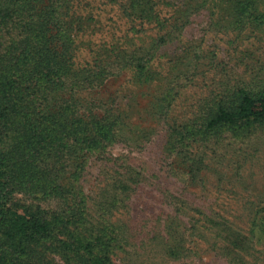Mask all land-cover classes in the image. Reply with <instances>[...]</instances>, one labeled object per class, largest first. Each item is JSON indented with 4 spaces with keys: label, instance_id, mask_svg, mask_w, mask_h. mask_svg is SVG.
Listing matches in <instances>:
<instances>
[{
    "label": "rangeland",
    "instance_id": "1",
    "mask_svg": "<svg viewBox=\"0 0 264 264\" xmlns=\"http://www.w3.org/2000/svg\"><path fill=\"white\" fill-rule=\"evenodd\" d=\"M125 1L74 0L70 13L80 74L158 42L150 82L126 68L78 90L119 119L116 141L89 155L78 181L92 221L116 228L114 264H264V240L253 236L264 216V125L167 140L169 127L192 123L236 87L264 88V25H235L211 2L152 0L174 23L159 29L126 14ZM235 237L243 246L233 248Z\"/></svg>",
    "mask_w": 264,
    "mask_h": 264
},
{
    "label": "trees",
    "instance_id": "2",
    "mask_svg": "<svg viewBox=\"0 0 264 264\" xmlns=\"http://www.w3.org/2000/svg\"><path fill=\"white\" fill-rule=\"evenodd\" d=\"M73 1L0 0V264H114L120 247L115 227L92 221L78 185L89 155L116 141L119 119L91 109L78 90L95 88L126 68L133 80L150 82L158 42L148 50L114 54L92 74H80ZM182 1L187 6L193 0ZM195 1L220 5L222 14L228 8L235 25H264V0ZM123 6L154 28L172 23L152 0H126ZM233 90L192 123L169 127V143L183 145L218 132L239 135L264 125V88ZM50 201L57 207L33 204ZM261 216L253 229L258 242L264 240ZM230 244L243 246L241 237Z\"/></svg>",
    "mask_w": 264,
    "mask_h": 264
}]
</instances>
